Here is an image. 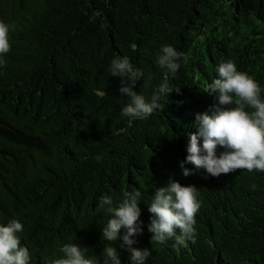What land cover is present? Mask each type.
Wrapping results in <instances>:
<instances>
[{
    "label": "trees",
    "instance_id": "1",
    "mask_svg": "<svg viewBox=\"0 0 264 264\" xmlns=\"http://www.w3.org/2000/svg\"><path fill=\"white\" fill-rule=\"evenodd\" d=\"M0 20L14 26L0 66V223L22 222L30 264H53L67 243L99 264L113 244L133 264L121 240L103 238L111 216L98 205L136 190L143 234L133 247L150 249L145 264H264V172L180 167L195 113L216 102L203 90L221 62L253 77L264 99V0H0ZM164 45L188 59L167 74L163 110L122 116L128 98L111 61L128 57L143 73L134 90L150 99L166 75L156 63ZM170 178L198 191L185 244L150 240L148 205Z\"/></svg>",
    "mask_w": 264,
    "mask_h": 264
},
{
    "label": "clouds",
    "instance_id": "2",
    "mask_svg": "<svg viewBox=\"0 0 264 264\" xmlns=\"http://www.w3.org/2000/svg\"><path fill=\"white\" fill-rule=\"evenodd\" d=\"M10 27L0 20V66L3 56L10 51ZM188 57L171 45L161 47L156 63L166 70L163 82L153 91L151 98L134 90L136 80L143 73L133 67L128 57H117L111 61V76L120 77L118 91L128 98L121 115L131 119H147L155 111L163 110L160 101L173 91L168 84V73L175 75ZM218 78L214 79L203 91L215 95L216 102L210 110L195 113V126L198 131L189 133L187 156L180 162L183 175L193 174L203 169L208 175L219 177L221 174L234 173L240 169L249 172H264V99L258 82L246 72L237 70L236 64L224 61L218 65ZM177 92L179 88L175 89ZM247 108L252 111H247ZM194 165V169L185 167ZM253 189L256 187L252 186ZM194 185H182L169 179L165 186L156 187L153 199L148 205L151 213L148 231L151 241L164 243L175 238L178 244L193 239L195 215L200 203ZM140 191H125L122 201L113 206L110 196L101 198L98 210L104 209L111 218L102 228V236L108 242L122 241L121 247L130 252L133 264H145L151 255L149 248L133 247L136 237L143 234L141 221ZM123 234L121 235V230ZM24 225L18 219L6 224L0 223V264H30V252L22 246L18 233ZM179 230V235H177ZM62 256L53 264H99L97 257L87 256V249L77 243H67L60 248ZM103 264H121L117 249L113 244L102 250Z\"/></svg>",
    "mask_w": 264,
    "mask_h": 264
}]
</instances>
